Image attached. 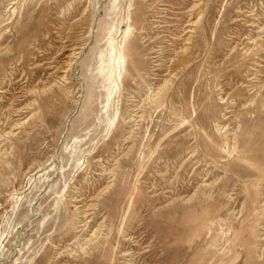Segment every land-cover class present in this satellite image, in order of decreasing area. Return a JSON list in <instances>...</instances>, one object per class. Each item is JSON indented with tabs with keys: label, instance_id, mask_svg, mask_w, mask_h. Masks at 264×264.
Here are the masks:
<instances>
[{
	"label": "rangeland",
	"instance_id": "obj_1",
	"mask_svg": "<svg viewBox=\"0 0 264 264\" xmlns=\"http://www.w3.org/2000/svg\"><path fill=\"white\" fill-rule=\"evenodd\" d=\"M0 264H264V0H0Z\"/></svg>",
	"mask_w": 264,
	"mask_h": 264
},
{
	"label": "bare ground",
	"instance_id": "obj_2",
	"mask_svg": "<svg viewBox=\"0 0 264 264\" xmlns=\"http://www.w3.org/2000/svg\"><path fill=\"white\" fill-rule=\"evenodd\" d=\"M110 49H111V51L114 49V46L112 43H110ZM109 56H110V58L109 57L107 58L109 60L106 63H103L101 65L100 73H99V75L102 76V78H103L105 86L107 87L106 107L111 102L112 97L115 95L116 91L118 92V80L120 77L118 72L120 69L121 60L123 59V56H122L121 52H119V51L117 52V56L112 57L111 53ZM96 233H99V232H96ZM93 235L96 237L95 234H93Z\"/></svg>",
	"mask_w": 264,
	"mask_h": 264
}]
</instances>
